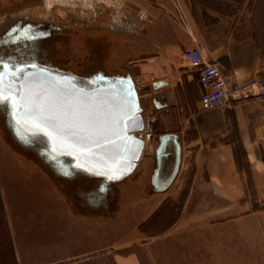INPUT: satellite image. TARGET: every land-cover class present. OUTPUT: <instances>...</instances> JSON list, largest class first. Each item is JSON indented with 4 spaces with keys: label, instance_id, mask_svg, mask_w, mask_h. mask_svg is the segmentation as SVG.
I'll return each instance as SVG.
<instances>
[{
    "label": "crops",
    "instance_id": "obj_1",
    "mask_svg": "<svg viewBox=\"0 0 264 264\" xmlns=\"http://www.w3.org/2000/svg\"><path fill=\"white\" fill-rule=\"evenodd\" d=\"M138 4L145 17L140 11L129 22L134 31L144 23L149 56L140 64L149 86L138 91L140 105L160 122L153 153L143 152L135 169L147 176L149 194L171 193L185 172L189 178L180 215L163 233L147 234L144 253L152 264H264V0ZM129 5L117 0L119 23L129 20ZM193 46L238 82L260 78L262 93L225 110L201 109L197 72L183 59ZM116 264L141 263L131 254Z\"/></svg>",
    "mask_w": 264,
    "mask_h": 264
},
{
    "label": "rangeland",
    "instance_id": "obj_2",
    "mask_svg": "<svg viewBox=\"0 0 264 264\" xmlns=\"http://www.w3.org/2000/svg\"><path fill=\"white\" fill-rule=\"evenodd\" d=\"M129 1V20L119 23L117 0H0V45L16 28L43 32V63L80 78L129 74L140 80L141 93L149 87L140 70L149 58L144 23L134 31L129 21H137L140 11L145 17V8ZM149 113L155 120L146 154L153 153L160 122L156 110L141 111ZM137 170L110 183L105 203L87 204L86 182L52 172L35 150L14 140L0 114V264L12 262L8 243L13 264H116L117 257L131 254L152 264L144 253L147 234L163 233L178 218L189 178L185 172L171 193L149 194L147 176Z\"/></svg>",
    "mask_w": 264,
    "mask_h": 264
},
{
    "label": "water",
    "instance_id": "obj_3",
    "mask_svg": "<svg viewBox=\"0 0 264 264\" xmlns=\"http://www.w3.org/2000/svg\"><path fill=\"white\" fill-rule=\"evenodd\" d=\"M0 109L11 136L36 146L57 174L103 184L131 174L144 149L139 94L131 75L78 77L38 62L0 60ZM165 140L162 139L157 157Z\"/></svg>",
    "mask_w": 264,
    "mask_h": 264
},
{
    "label": "built area",
    "instance_id": "obj_4",
    "mask_svg": "<svg viewBox=\"0 0 264 264\" xmlns=\"http://www.w3.org/2000/svg\"><path fill=\"white\" fill-rule=\"evenodd\" d=\"M184 62L196 70L198 82L202 87L199 94V105L203 110L217 108L225 110L233 103L247 100L262 93L263 81L252 78L238 82L226 76L215 63L206 62L200 50L193 46L183 52ZM142 135L144 142L152 136L154 114L143 115Z\"/></svg>",
    "mask_w": 264,
    "mask_h": 264
},
{
    "label": "flooded vegetation",
    "instance_id": "obj_5",
    "mask_svg": "<svg viewBox=\"0 0 264 264\" xmlns=\"http://www.w3.org/2000/svg\"><path fill=\"white\" fill-rule=\"evenodd\" d=\"M45 38H46V34L37 30L27 29L25 27L16 28L15 30L13 29V32L10 33V36L6 40H4L3 44L0 45V60L4 58H11L12 60H18L21 63L35 61L41 65L51 67L45 64V62L43 63V61L45 60L44 56L46 55L45 47H44ZM54 69H56V67ZM0 114L2 115V117L4 116L1 109H0ZM31 147L32 149L33 148L36 149V146L34 147L31 146ZM52 172H54V170H52ZM54 173L56 175H59L56 172ZM78 178L81 181H83L84 184L86 182L85 184L86 192L85 194H82L86 202L93 205L102 204L106 202L110 191L109 185L111 182L105 185L103 184L102 180L99 178H93V177L85 178L79 175L65 179L74 180Z\"/></svg>",
    "mask_w": 264,
    "mask_h": 264
},
{
    "label": "trees",
    "instance_id": "obj_6",
    "mask_svg": "<svg viewBox=\"0 0 264 264\" xmlns=\"http://www.w3.org/2000/svg\"><path fill=\"white\" fill-rule=\"evenodd\" d=\"M8 247L6 246V250H5V253H6V256L10 259H12V262H8L9 264H13L15 263V257H14V254H13V250L11 248V245L10 243H8ZM3 250V249H2ZM10 261V260H9Z\"/></svg>",
    "mask_w": 264,
    "mask_h": 264
},
{
    "label": "snow or ice",
    "instance_id": "obj_7",
    "mask_svg": "<svg viewBox=\"0 0 264 264\" xmlns=\"http://www.w3.org/2000/svg\"><path fill=\"white\" fill-rule=\"evenodd\" d=\"M0 99H5L2 94H0Z\"/></svg>",
    "mask_w": 264,
    "mask_h": 264
},
{
    "label": "bare ground",
    "instance_id": "obj_8",
    "mask_svg": "<svg viewBox=\"0 0 264 264\" xmlns=\"http://www.w3.org/2000/svg\"><path fill=\"white\" fill-rule=\"evenodd\" d=\"M143 119V118H142Z\"/></svg>",
    "mask_w": 264,
    "mask_h": 264
}]
</instances>
